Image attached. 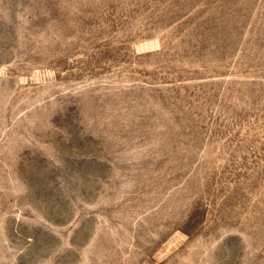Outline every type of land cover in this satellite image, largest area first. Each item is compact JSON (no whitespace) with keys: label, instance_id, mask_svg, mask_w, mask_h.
Wrapping results in <instances>:
<instances>
[{"label":"rangeland","instance_id":"374dc122","mask_svg":"<svg viewBox=\"0 0 264 264\" xmlns=\"http://www.w3.org/2000/svg\"><path fill=\"white\" fill-rule=\"evenodd\" d=\"M0 264H264V0H0Z\"/></svg>","mask_w":264,"mask_h":264}]
</instances>
